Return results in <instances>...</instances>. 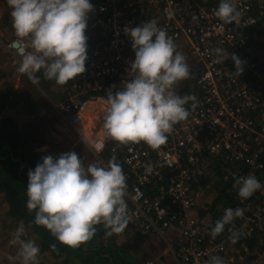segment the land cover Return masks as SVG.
Masks as SVG:
<instances>
[{
	"label": "built area",
	"instance_id": "obj_1",
	"mask_svg": "<svg viewBox=\"0 0 264 264\" xmlns=\"http://www.w3.org/2000/svg\"><path fill=\"white\" fill-rule=\"evenodd\" d=\"M87 15L85 72L67 84L65 97L53 104L57 118L55 144L82 145L99 165L107 166L103 152L110 150L126 176L130 238L160 242L157 256L144 264H207L220 256L224 264H264V187L242 200L235 178L253 175L264 185V59L256 55L264 46L254 0H232L239 17L224 23L214 15L220 0H90ZM150 20L164 29L191 64V88L175 90L196 97L185 107L189 116L173 126L167 141L157 149L143 142L120 144L103 128L109 92L115 94L131 79L135 56L125 28ZM0 42L20 64L30 51L27 38ZM253 45H255L253 47ZM228 54L217 62L214 50ZM243 63L236 76L231 59ZM68 132L70 141L61 140ZM64 138V137H63ZM53 140V142H54ZM110 144V145H109ZM131 149V151L129 150ZM229 185L244 215L233 221L225 238L212 239L210 219L198 213V197L206 191L216 168ZM239 233L233 243L232 232ZM257 234V244L247 240Z\"/></svg>",
	"mask_w": 264,
	"mask_h": 264
},
{
	"label": "clouds",
	"instance_id": "obj_2",
	"mask_svg": "<svg viewBox=\"0 0 264 264\" xmlns=\"http://www.w3.org/2000/svg\"><path fill=\"white\" fill-rule=\"evenodd\" d=\"M12 9V28L15 35L27 38L31 50L22 55L17 71L33 84L41 76L57 85L67 84L85 72L87 15L92 10L90 0H6ZM214 15L224 23L239 17L232 0H220ZM135 53L131 64V79L122 90L109 92L103 128L107 137L123 144L145 143L152 149L163 145L173 126L189 116L185 107L196 97L176 94L174 86L190 76L185 56L166 31L150 20L134 28H125ZM217 62L228 58L227 52L214 50ZM235 75L243 72L242 61L232 54ZM40 73V75H37ZM131 151V149H129ZM26 208L35 211L33 223L43 226L61 244L76 248L91 240L95 226L102 224L105 237L121 233L128 224L126 176L113 156L107 166L96 163L85 167L76 152L58 157L42 158L28 172ZM237 195L248 199L264 187L253 175L235 178ZM242 208H226L223 216L211 228L215 239L226 225L244 215ZM21 224L12 243L19 245L20 264H39V247L22 239ZM239 233L232 232L233 243ZM53 249L55 245H52ZM207 264H224L220 256H211Z\"/></svg>",
	"mask_w": 264,
	"mask_h": 264
},
{
	"label": "trees",
	"instance_id": "obj_3",
	"mask_svg": "<svg viewBox=\"0 0 264 264\" xmlns=\"http://www.w3.org/2000/svg\"><path fill=\"white\" fill-rule=\"evenodd\" d=\"M213 1L208 0L209 3ZM253 13L260 20V32L264 33V0H254ZM65 93L66 89L62 99ZM21 102L28 114H41L47 107L43 102L28 96H24ZM17 121V117L0 115V198H4L8 204V216L32 230L38 240V243H35L40 249L39 253L47 255L50 264H142L125 249L128 246L117 242L118 234L106 238V230L102 224L95 226L96 232L91 240L72 248L58 242L43 226L33 223L36 210L29 212L26 208L27 174L29 170H34L38 163H42L43 157L34 152L31 140L21 131ZM102 154L107 160L112 158L110 150H105ZM214 174L206 181L215 193L209 209L210 231L215 222L223 216L226 208L239 207L236 198L228 190L229 185L221 179L218 167ZM234 221L240 223L241 219L235 218ZM227 227L228 225L216 238H225ZM242 240L256 245L257 234L249 240L244 237ZM52 245H55L54 249Z\"/></svg>",
	"mask_w": 264,
	"mask_h": 264
},
{
	"label": "rangeland",
	"instance_id": "obj_4",
	"mask_svg": "<svg viewBox=\"0 0 264 264\" xmlns=\"http://www.w3.org/2000/svg\"><path fill=\"white\" fill-rule=\"evenodd\" d=\"M11 11L12 9L9 13L4 14V16L0 19V32L2 33L1 38L5 40L16 36L15 31L12 28V17L10 15ZM3 55L8 58L9 64L11 62L12 67L10 66L11 68H9V70H2V68H0V77H3L5 81H7L4 84V82H2L1 80L0 97L3 95V100H9V105H7L8 107H14V105H11V102H15L16 104L18 101H21L24 96H28L30 98L36 99V101L43 102L45 106H47L45 108V111L41 114L34 116L33 118L29 116L21 117L23 121V125H21V128L24 132L31 134L33 138L36 137L40 141L50 140L53 142L55 138L54 133H56L57 131V118L53 104H57L62 100V94L65 92V88L62 85H57L54 80H45L42 76L39 84H33L25 74H21L17 71V68L20 64H15L14 59L12 58V56H10V54L7 55L5 53ZM3 55H0L1 63L4 62V60L6 59V57ZM133 55L135 56V54ZM9 57H11V59ZM186 62L189 65L190 76L188 79L180 81L178 82V84H176L177 88H180L182 91H184V89L191 88V85L193 84V74L191 72L192 67L187 58ZM37 75H40V73H37ZM8 115L9 114H6L5 116ZM61 134L64 137H61V140L70 141L71 136L68 132H62ZM57 151L59 153L62 151L63 153L69 151L76 152L78 158L82 161L85 167L93 163L98 164L96 157L88 149H86L80 144L73 148L65 144L64 149L63 147H60V149H57ZM58 156L59 155H57V157ZM214 196V190L210 186L206 188V191L200 193L198 197V213L201 216L206 217L207 221H209L210 219L209 209L214 199ZM4 203L5 201L3 200V198H0V264H20V258L18 255L19 245L12 243L15 237L16 230L20 226V223L17 224L8 216V208L6 206L8 204ZM25 235L26 233L24 229V233L21 238L26 241H34V239H31L30 237L28 238ZM116 237L117 242L120 245L124 244L128 246L127 242L132 241L131 243H133V248L135 249L138 247L139 252L141 251L145 255L155 254L157 249L162 246L160 242H153L152 239H139L135 242V240L138 238H130L129 236L123 235V232L119 233ZM38 261L39 264H50L49 260L47 259V255L45 254L39 253Z\"/></svg>",
	"mask_w": 264,
	"mask_h": 264
},
{
	"label": "crops",
	"instance_id": "obj_5",
	"mask_svg": "<svg viewBox=\"0 0 264 264\" xmlns=\"http://www.w3.org/2000/svg\"><path fill=\"white\" fill-rule=\"evenodd\" d=\"M10 10H11V8L7 5L6 0H0V19L4 16V14L9 13ZM0 34H2V33L0 32ZM254 46L255 45H253V47ZM256 48H257V50L255 51L256 55H258L259 57H261L262 59H264V50H263L264 48L263 47H260L259 48L258 46ZM5 53L7 55H9L8 52L6 51L5 47L0 43V55H3ZM3 56H5V55H3ZM9 58L11 59V57H9ZM10 66L12 67L11 62L9 64V60H8L7 57L4 60V62H2V63L0 62V68H2V70L3 69L9 70V68H11ZM2 73H3V71H2ZM1 80H2V82H4V84L7 82V81H5V79L3 77L2 78L0 77V84H1ZM174 90H177V86L176 85L174 86ZM2 97H3V95L0 97V115L5 116L6 114H9L8 116H12V117L15 116V117H17L18 126L21 129V131H23V129L21 128V125H23V121H22L21 117H28L29 116V117L33 118L34 116L38 115V114H28L24 110L23 104H22L21 101H18L16 104H15V102H11V105H14V107L13 106L12 107H8L7 105H9V103H8L9 100H3ZM25 134L31 140V142L33 144V150H34V152L39 153L42 157H45V156H48V155H52L53 157H57V155H60V154L63 153V151L59 153L57 151V149H60V147H63V149H64V145L63 144H58V145L55 144L56 140H54V142H52L50 140L40 141L36 137L33 138V136L31 134L27 133V132H25ZM52 140H53V138H52ZM3 200H4V198H3ZM5 203H6V201H5ZM6 206L8 208V205H6ZM15 222L17 224L20 223V225L21 224L23 225V227L25 229V233H26L25 236L26 237H28V238L30 237L31 239H34L33 242L38 243V240L32 234V230L31 229H29L28 227H26L22 222H17V221H15ZM133 239H136V238L133 237ZM139 239H141V238L136 239L135 242L138 241ZM131 242L132 241L127 242L128 243L127 244L128 247H126L125 249H127L129 252H131L140 261V263H142V264L145 262V260L147 258H152V257L157 256V254L159 252V249H157V251L155 252V254L145 255V254H143V252H141V251L139 252V248L138 247L134 249L133 248V243H131ZM50 261H52V260H50Z\"/></svg>",
	"mask_w": 264,
	"mask_h": 264
}]
</instances>
